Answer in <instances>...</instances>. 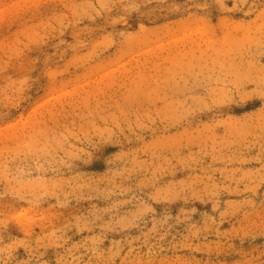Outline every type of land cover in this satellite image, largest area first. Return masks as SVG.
Wrapping results in <instances>:
<instances>
[{
	"label": "rangeland",
	"instance_id": "rangeland-1",
	"mask_svg": "<svg viewBox=\"0 0 264 264\" xmlns=\"http://www.w3.org/2000/svg\"><path fill=\"white\" fill-rule=\"evenodd\" d=\"M0 264H264V0H0Z\"/></svg>",
	"mask_w": 264,
	"mask_h": 264
}]
</instances>
